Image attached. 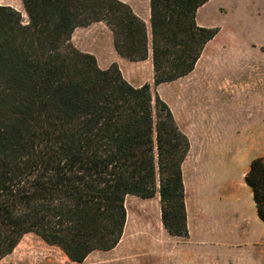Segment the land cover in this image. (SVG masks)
<instances>
[{"label": "trees", "instance_id": "1", "mask_svg": "<svg viewBox=\"0 0 264 264\" xmlns=\"http://www.w3.org/2000/svg\"><path fill=\"white\" fill-rule=\"evenodd\" d=\"M0 5V261L25 235L71 262L119 243L125 199L159 197L171 237H188L182 164L189 140L150 86L98 67L70 41L103 24L115 52L150 56L154 85L190 74L216 29L196 12L209 0H149V27L120 0H20ZM264 223V159L244 177Z\"/></svg>", "mask_w": 264, "mask_h": 264}, {"label": "rangeland", "instance_id": "2", "mask_svg": "<svg viewBox=\"0 0 264 264\" xmlns=\"http://www.w3.org/2000/svg\"><path fill=\"white\" fill-rule=\"evenodd\" d=\"M135 1L142 12L145 0ZM0 5L24 13L20 0H0ZM196 22L201 27L216 29L217 34L205 45L190 74L157 86L150 58L132 62L120 57L113 48L110 31L103 24L77 28L70 43L78 51L92 55L99 68L116 66L130 85L148 84L152 94L167 104L177 126L187 127L184 129L196 144L199 138L208 135L211 148L221 152L224 148L220 144L221 131L227 127L228 134L239 132L256 141L229 146L231 149L241 147L245 153L250 151L264 158V56L260 49L264 48V0H209L197 10ZM212 161L215 173L223 176L227 160ZM241 166L229 170L239 175ZM132 200L128 197L125 203L130 213L126 231L110 251L92 252L83 262L75 263L56 247L29 234L0 264H157L156 245L174 239L166 233L162 238L153 201L136 207Z\"/></svg>", "mask_w": 264, "mask_h": 264}, {"label": "crops", "instance_id": "3", "mask_svg": "<svg viewBox=\"0 0 264 264\" xmlns=\"http://www.w3.org/2000/svg\"><path fill=\"white\" fill-rule=\"evenodd\" d=\"M120 1L129 5L149 27V0L144 1L142 12L135 0ZM21 14L25 17L24 13ZM260 49L264 56V48ZM178 127L189 139V151L182 164L188 238L184 241L172 237L173 242L169 240L167 244L158 243L155 254L157 264H264V223L257 215L252 192L244 182L250 162L255 158H263V155H252L250 151L245 153L241 147H229L253 144L256 141L243 133L228 134L225 127L221 131L220 144L224 148L220 152L211 148L212 140L208 135L199 138L197 146V141L189 137L184 129L187 127ZM220 158L227 160L223 164L226 166L223 176L215 173L216 166L212 161ZM240 164L239 175L233 173V169L229 170V167L234 168ZM128 197L133 199L132 204L136 207L143 205L145 201L155 203L157 224L164 238V233L167 232L160 220L158 195L147 200ZM125 207L127 217L123 232L130 219V213Z\"/></svg>", "mask_w": 264, "mask_h": 264}]
</instances>
